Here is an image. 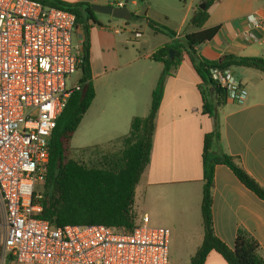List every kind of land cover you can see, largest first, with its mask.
I'll list each match as a JSON object with an SVG mask.
<instances>
[{
    "label": "crops",
    "instance_id": "crops-1",
    "mask_svg": "<svg viewBox=\"0 0 264 264\" xmlns=\"http://www.w3.org/2000/svg\"><path fill=\"white\" fill-rule=\"evenodd\" d=\"M75 4L112 5L115 0H60ZM203 0H142V10L132 21L131 38L111 28L112 41L88 29L89 64L94 99L76 132L82 142L80 155L85 160L118 153L122 138L135 117H146L151 94L163 66L150 60L163 46L182 44L193 33V13ZM138 6L135 0L129 3ZM264 0H218L208 9L204 29L219 27L208 42L191 55L182 52L178 66L164 79L161 103L154 120L149 164L135 187L133 213L137 221L144 215L148 224L162 225L178 241L185 262L196 253L203 240L200 203L203 186V141L218 123L216 149L235 159L241 169L264 189V73L248 68H229L241 84L244 102L231 99L215 108V117L203 113L197 67L202 61H217L225 55L264 58V42L245 44L238 33L242 18L257 11ZM147 20L164 26L175 35L153 32ZM98 27L99 29H93ZM134 33L140 37L135 38ZM85 41L82 26H77L73 45L80 52ZM111 52L112 55H109ZM175 54V53H174ZM174 56V55H173ZM97 60V69L94 68ZM79 76L70 79L69 88ZM79 132V133H78ZM78 140V138H77ZM70 141V143H71ZM71 148V147H70ZM84 163V162H83ZM86 164V163H84ZM91 165V163L89 164ZM211 221L215 237L233 249L239 231L258 244L264 259V201L247 190L223 165L214 168L211 187ZM204 264H226L211 251Z\"/></svg>",
    "mask_w": 264,
    "mask_h": 264
},
{
    "label": "built area",
    "instance_id": "built-area-1",
    "mask_svg": "<svg viewBox=\"0 0 264 264\" xmlns=\"http://www.w3.org/2000/svg\"><path fill=\"white\" fill-rule=\"evenodd\" d=\"M76 27L68 11L36 0H0V264H169V230L150 227L146 215L130 230L53 227L39 219L48 142L76 88L68 86L80 63ZM238 37L264 42V5L242 18ZM209 76L227 99L244 102L229 68H211Z\"/></svg>",
    "mask_w": 264,
    "mask_h": 264
},
{
    "label": "trees",
    "instance_id": "trees-1",
    "mask_svg": "<svg viewBox=\"0 0 264 264\" xmlns=\"http://www.w3.org/2000/svg\"><path fill=\"white\" fill-rule=\"evenodd\" d=\"M36 1L72 13L76 19V26L81 25L85 32V41L79 54L80 78L76 88L70 91L48 142V164L39 201L41 206L39 219L53 227L103 225L130 230L137 223L133 213L135 187L149 164L154 120L161 103L164 79L178 66L182 52L191 55L196 47L210 41L217 34L219 27L204 29L203 26L208 18L209 7L218 0H203L204 10L195 8L191 23L195 31L185 35L182 44L163 45L153 52L150 60L162 64L163 70L151 94L147 116L132 119L128 134L121 139L123 143L121 151L102 156L97 164L90 166L71 158L70 141L95 96L89 64L88 29L91 26H99V23L95 19L91 5L87 3ZM134 18V14L131 13L130 19ZM147 24L155 33L170 37L175 35L173 31L151 20H147ZM171 50L175 54L169 58ZM231 67L254 69L264 73V58L225 55L217 61L200 62L197 73L202 81L199 86L202 110L210 117H215V108L223 104L227 97L225 91L211 80L209 69L223 70ZM218 142L219 129L215 119L213 131L206 134L203 141V186L200 203L203 240L190 258L189 264H204L211 251L219 254L226 264H264V259L258 254L257 242L245 233L241 231L237 233L233 249H229L213 233L211 187L215 166L227 167L247 190L264 201V189L239 167L234 158L217 151Z\"/></svg>",
    "mask_w": 264,
    "mask_h": 264
},
{
    "label": "rangeland",
    "instance_id": "rangeland-1",
    "mask_svg": "<svg viewBox=\"0 0 264 264\" xmlns=\"http://www.w3.org/2000/svg\"><path fill=\"white\" fill-rule=\"evenodd\" d=\"M202 3L204 2H201L200 4H198L197 7H199V5H201ZM127 9L129 10L130 13L135 14V13L141 12L142 7L140 3L138 6H135V7L131 6L130 4H127ZM95 17L97 18V20L100 22V24L104 28L103 30H99L98 32L102 37H105L112 41L113 33L110 30L111 28L120 29L122 31V33L120 34L122 35L121 37L131 38L133 36L132 32L135 30L133 26L135 25L134 22L124 21L121 19H114L108 15H104V14H100L96 12H95ZM93 29H99V28L95 27ZM109 55H112L111 52ZM93 64H94V68L97 69V60H94ZM78 76L79 74H74L72 75V79L75 80ZM70 84L68 85L69 87H70ZM81 146H82V142L79 140V136H77L76 134L75 138L70 143L71 158L76 161L82 162V163L84 162L88 166H90L89 165L90 163L91 165L95 164L98 161V158L96 157H93L90 159L92 160V162H89L85 160L84 158H82V156L80 155ZM149 226L154 227V228L163 227L162 225H153L151 223L149 224ZM168 262L169 264H187L185 262L184 255L180 251L178 241L173 237L172 234H169Z\"/></svg>",
    "mask_w": 264,
    "mask_h": 264
},
{
    "label": "water",
    "instance_id": "water-1",
    "mask_svg": "<svg viewBox=\"0 0 264 264\" xmlns=\"http://www.w3.org/2000/svg\"><path fill=\"white\" fill-rule=\"evenodd\" d=\"M205 8V3H202L199 5L198 9L204 10ZM91 10L95 13H100L104 15H108L114 19H121L124 21H127L131 18V13L127 9L126 6L123 7H113L111 5H97V4H92L91 5ZM193 19H191V22ZM174 55V52L171 50L169 51V58H172ZM216 112V110H215Z\"/></svg>",
    "mask_w": 264,
    "mask_h": 264
}]
</instances>
